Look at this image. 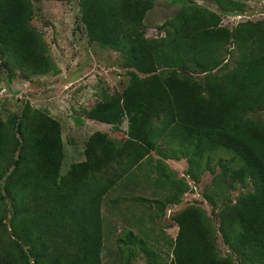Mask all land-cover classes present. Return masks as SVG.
<instances>
[{
	"label": "trees",
	"instance_id": "16d2710c",
	"mask_svg": "<svg viewBox=\"0 0 264 264\" xmlns=\"http://www.w3.org/2000/svg\"><path fill=\"white\" fill-rule=\"evenodd\" d=\"M154 1L78 0L88 40L130 68L121 93L103 94L85 112L111 125L125 114L119 145L95 130L82 159L60 171L58 120L38 109L0 119V264H101L100 203L119 179L150 188L153 197L142 199L155 217L185 191L161 157L184 158L194 180L201 168L213 174L211 193L203 192L213 219L195 203L177 211L168 262L124 230L116 239L123 264H134L130 243L147 264H264V119L255 113L264 107V18L230 29L220 14L236 15L250 0H206L220 14L191 0L161 25L163 36L146 39L142 21ZM31 14V0H0V46L18 68L41 75L53 64ZM246 183L250 190L231 201L228 192Z\"/></svg>",
	"mask_w": 264,
	"mask_h": 264
},
{
	"label": "rangeland",
	"instance_id": "374dc122",
	"mask_svg": "<svg viewBox=\"0 0 264 264\" xmlns=\"http://www.w3.org/2000/svg\"><path fill=\"white\" fill-rule=\"evenodd\" d=\"M190 1L155 0L153 7L146 12L142 21L145 29L143 37L155 39L163 36L165 28L161 25L175 17L179 10L189 7ZM193 1L194 4L208 11L220 14L216 5L211 2ZM31 4L32 14L29 24L40 33L53 68L41 75L29 73L18 68L9 54L0 46V119L5 122L14 119L17 122L24 111L38 109L58 120L63 144V162H61L60 171H64L69 162L82 159L81 152L85 142L95 130L105 132L116 146L126 137L129 127L125 114L119 124L111 125L89 119L85 112L101 99L103 94L121 93L127 83V72L130 68L124 65L125 62L120 53L88 40V33L79 20L78 0H31ZM236 15L229 12L220 14V25L233 29L236 23L254 22L264 18V0L245 2L244 9ZM226 65H232L231 59ZM197 76L200 75L197 74ZM255 113L264 119V107L259 108ZM151 155L157 159L153 152ZM161 159L176 180L185 182V191L174 204H167L156 217L152 205L146 208L142 204L141 221H135V216H133L134 220L128 221L125 216L119 215V210L110 212L106 202L108 195L103 196L100 203L103 227L101 264L125 263L122 254L126 249L121 247L116 239L122 236L126 229H131L137 237L144 239L146 245L151 246L162 260L168 262L171 257L172 240L178 230L172 217L190 203L201 206L206 215L213 219L203 195L211 193L213 174L201 168L194 180L189 177L188 163L184 158L161 157ZM215 170L218 171L217 168ZM246 184V188L236 185V188L228 192L231 201L235 199L239 191L250 190V184ZM131 188L133 194L145 199L153 197L150 188L142 182H136ZM219 206L221 205L218 204L217 210ZM132 209L137 211L135 203ZM3 223L6 224L4 221ZM216 244L221 256L229 253L218 235ZM129 246L133 250L129 255V261L134 264L148 263L145 253L138 250L136 244L130 243ZM119 250L122 252L120 256ZM133 253L136 254L133 255ZM232 256H234L233 253Z\"/></svg>",
	"mask_w": 264,
	"mask_h": 264
},
{
	"label": "crops",
	"instance_id": "0c3cea01",
	"mask_svg": "<svg viewBox=\"0 0 264 264\" xmlns=\"http://www.w3.org/2000/svg\"><path fill=\"white\" fill-rule=\"evenodd\" d=\"M126 179H130L131 181H128ZM136 182L137 181L133 177H129V178L122 177L105 193V196L108 195L107 199H106L107 200L106 201L107 202V209L110 212L119 210V212H120L119 215H121L122 217L125 216V218L128 221L134 220L133 216H135V221L136 220L141 221V218L143 217V215H142V204H144L146 206V208H150V205H151L148 201L143 200L142 199L143 197L132 193L131 186H133ZM149 199H151V198H149ZM134 203L137 207L136 212L134 209H132V205ZM169 203H167V204H169ZM167 204L164 206V208L167 206ZM170 204H174V203H170ZM152 208H154L153 205H152ZM100 209H101V205H100ZM153 213L155 215V210L153 211ZM146 221H150V220L146 219ZM138 224H140V223H138ZM162 237L163 236H161V238Z\"/></svg>",
	"mask_w": 264,
	"mask_h": 264
},
{
	"label": "built area",
	"instance_id": "2783aa9c",
	"mask_svg": "<svg viewBox=\"0 0 264 264\" xmlns=\"http://www.w3.org/2000/svg\"><path fill=\"white\" fill-rule=\"evenodd\" d=\"M236 16L241 17L240 15H236Z\"/></svg>",
	"mask_w": 264,
	"mask_h": 264
}]
</instances>
